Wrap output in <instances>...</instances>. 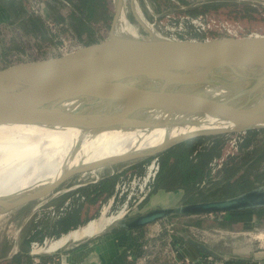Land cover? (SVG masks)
I'll use <instances>...</instances> for the list:
<instances>
[{"label": "water", "instance_id": "1", "mask_svg": "<svg viewBox=\"0 0 264 264\" xmlns=\"http://www.w3.org/2000/svg\"><path fill=\"white\" fill-rule=\"evenodd\" d=\"M114 2L110 22L93 23L87 30H74L65 18L45 17L42 26L65 22L72 31L18 51L0 66V125L39 123L38 91L46 75L63 71L111 98L208 117L227 128L193 133L152 153L113 163L70 167L13 199H0V216L58 192L64 181L78 173L147 158L201 136L264 129V32L190 24L150 7L144 15L132 4L128 13L123 0ZM128 19L138 27L129 25ZM259 207H264V184L224 198L151 205L114 219L96 235L140 228L171 216ZM181 236L201 253L226 258L204 241Z\"/></svg>", "mask_w": 264, "mask_h": 264}, {"label": "rangeland", "instance_id": "2", "mask_svg": "<svg viewBox=\"0 0 264 264\" xmlns=\"http://www.w3.org/2000/svg\"><path fill=\"white\" fill-rule=\"evenodd\" d=\"M14 1L17 4V7L24 6L26 9L25 13L32 15L33 18L39 19L40 23L43 22L45 17H51V12L49 10L51 9L53 15L55 14L54 16H63L67 21L74 22L78 30L81 29V19L78 18L75 0ZM185 1V3H182L179 0H123L126 9L129 10L128 13L131 11L130 4H132V6L142 11L144 15L149 12L148 7L158 13L172 12L180 15L189 14L186 9L192 7V4L197 3L196 1L199 2L200 0ZM226 1L249 3L255 11L250 15L244 16L242 15L240 8H238L239 6L237 7L233 4H228L220 6L217 10L211 9L209 12L216 15L217 18L227 20L230 23H238L243 30L264 32V0ZM10 3L11 0H0V66L18 51L29 49L31 46L36 45L51 36H58L72 31L67 23L57 22L56 26H49L44 23V26L41 27L42 30L40 29L39 33L34 32L31 25L28 23L29 21L26 19L28 17L27 15L23 16L15 13V18L13 17L12 19L11 12L6 8L7 5L10 6ZM101 3L102 6L106 3L108 5H106V8L112 11L115 2L114 0H105V3ZM11 9L14 11V6H12ZM5 10H7L9 14V19L7 21L3 18L4 15H6ZM127 23L133 27H138L134 20L128 19ZM239 137H243V140L245 137L243 147L241 146L238 151L230 148V140ZM196 142L201 143V145L203 144L202 146L204 147L212 146L216 148L212 150L213 157L206 166V169L209 170L207 179L201 181L196 186L189 187V190L187 191L182 187L170 189L175 194L181 192L182 195H184V201L193 202L206 200L205 198L229 196L238 193L241 189L240 185L242 184H246L250 187L264 184V157L261 156L264 153V131L256 132L254 134H247L244 132L217 134L204 140H196L193 143ZM227 150H229V153H227L222 166L214 168L210 165L214 158L220 156ZM160 153L155 155H159ZM142 159L144 158L119 162L117 164L95 169L94 171L82 172L71 176L57 188L58 192H56V194L54 193L55 198L53 199L55 205L52 207L55 214H52L51 209H48L50 206L47 203L43 204L47 197L50 196L48 195L43 199L27 203L12 210V212H8L3 216L1 215L0 239L3 238L6 245L10 247L12 245L11 235H13L14 232H17V235L19 234L21 238H24V247L27 246L26 250L28 251L29 242H27L26 239L33 235L31 229L32 224L27 223L21 228L18 226L22 219L24 217L28 218L29 212H32L36 205L41 203L42 206L36 209V212L39 213L37 223H43L44 227L51 223V221H54L52 219H57V223L59 224H65L68 220L71 221L73 225L69 229H74L81 226L88 220V218L98 216L103 207L106 206L107 215L116 214L121 207L122 200L120 201L115 198L114 201L110 202L109 198L113 193L109 196L100 194L94 200L91 199L93 194L87 196V193L92 189V186L90 185L94 184L91 180L103 175H111L115 172H119L124 177L133 175L134 173H142L144 166L140 167V164L137 163V161ZM134 162L137 163L134 166L140 167L137 172H135V170L131 171V165ZM171 175L172 177H175L173 173ZM175 179L176 180L172 181L174 186L179 180L177 174ZM79 187L82 188L79 189ZM153 194L155 193L152 189L142 203L136 207L130 208L129 214L146 209L149 206L148 201ZM70 195H73L71 196V200L68 203L63 204L65 198ZM164 195L166 194L163 191H159V193L154 196V199ZM60 207H63V209L60 210ZM228 213L231 218L240 219H228L226 217L227 212L203 214L198 216H171L143 226L139 235L148 237L150 244L148 250L149 255L157 252L155 253V256L152 257L154 258L153 262L155 264H170V259L173 258L174 260V256L170 253L173 249L170 244V236L176 234V232H179L182 228L189 231V234H184H188L194 239L205 241L214 252H218L224 256L250 257L252 253H261V251H264V214L261 218H257L253 210L230 211ZM58 217H60L59 220ZM34 224L35 223H33V225ZM48 233L49 231H47V229L42 228L32 240H38L41 243L44 238L50 240L51 238L58 237L56 235H50L52 237H47L46 234ZM86 238L89 237H82L75 241L69 240L66 244L53 252L38 253L39 255L48 256L47 259H50V262L60 264L62 257L72 249L70 244L78 243ZM8 241L10 242L9 244ZM8 248L5 249V251L8 250ZM202 255L205 264H216L220 262V259H215L204 253H202ZM155 257H157L156 260ZM174 262L181 264H197L195 260H191L187 257Z\"/></svg>", "mask_w": 264, "mask_h": 264}, {"label": "bare ground", "instance_id": "3", "mask_svg": "<svg viewBox=\"0 0 264 264\" xmlns=\"http://www.w3.org/2000/svg\"><path fill=\"white\" fill-rule=\"evenodd\" d=\"M44 81L36 98L40 122L0 125V199H13L70 167L113 163L152 153L193 133L227 128L208 117L111 98L63 71L49 73ZM106 207L35 252H53L69 240L96 235L121 216L107 215Z\"/></svg>", "mask_w": 264, "mask_h": 264}, {"label": "crops", "instance_id": "4", "mask_svg": "<svg viewBox=\"0 0 264 264\" xmlns=\"http://www.w3.org/2000/svg\"><path fill=\"white\" fill-rule=\"evenodd\" d=\"M6 15H4V20L7 21L8 12L5 10ZM140 167L143 164L139 165ZM131 171L137 172L140 167L131 166ZM94 183V182H93ZM115 183V182H114ZM77 186V185H73ZM182 190V189H181ZM159 191H163L166 195L155 198L154 196L159 193ZM75 192V191H74ZM153 194L148 201V205H170L180 201H184L181 192L174 193L170 189L156 187L153 191ZM113 193V189L111 194ZM56 194V193H55ZM184 194V191H183ZM55 195L52 194L47 197L45 203L49 206H54L55 201L53 198ZM71 196H67L63 202V204L68 203L71 200ZM181 198V199H179ZM186 203V201H184ZM42 203L36 205L32 212H29L28 218L24 217L19 224V228L25 226V224H32V232L38 233L42 228L47 229L49 231L46 234L47 237H52L53 235H60L64 233L65 230L72 227L73 223L68 224H59L57 223V219H52L48 225L43 226V223H37V219L39 213L36 212L38 207H41ZM242 211V210H237ZM246 211V210H244ZM230 212V211H229ZM227 212L226 217L230 220H237L240 218H231ZM60 217H58V220ZM89 219V218H88ZM33 223H35L33 225ZM31 227V226H30ZM192 227V226H189ZM143 227L135 228L131 230H123L116 231L110 230L99 235H96L90 239H87L83 242L76 243L72 247V249L67 252L66 255L62 257V263L64 264H150L148 261L151 260L152 257L155 256V253L149 255V239L145 236H140L139 232ZM181 233H188L189 231L185 229H180L179 232L170 236V244L173 249L170 251L173 258L170 259V264H174L181 258L187 257L191 260H195L197 264H205L203 260V255L200 251L192 247L184 238L181 236ZM52 235V236H50ZM12 237V245L9 247L6 245V242L3 238L0 239V264H28L27 263V250L24 247V238H21L20 235H17V232H14ZM205 242V241H204ZM10 242L8 241V244ZM206 243V242H205ZM9 247V248H8ZM5 251V249H7ZM26 250V251H25ZM220 254L218 252H215ZM175 254V255H174ZM221 255V254H220ZM235 255V254H232ZM158 256V255H157ZM218 259L219 258H215ZM216 264H264V251L261 253H252L250 257H238V256H226V258H220V262Z\"/></svg>", "mask_w": 264, "mask_h": 264}, {"label": "trees", "instance_id": "5", "mask_svg": "<svg viewBox=\"0 0 264 264\" xmlns=\"http://www.w3.org/2000/svg\"><path fill=\"white\" fill-rule=\"evenodd\" d=\"M19 1V0H18ZM182 3H185V0H179ZM105 3V0H75V5L77 7V13H78V18L81 19V29L79 30H87L92 27L93 23H102L107 25L110 22L111 18V10L106 8V3L104 6H102V3ZM228 4H233L235 6H239L240 10L242 11V15H250L252 14L255 9L250 5L249 3L245 2H235V1H226V0H203L199 1L197 3L192 4V7L186 9L189 14L192 15H197L199 13H204L209 10H217L220 6L223 5H228ZM17 4L15 3L14 0H11L10 6H6V8L11 12V17L15 16L14 14L18 13L19 15L23 16H28L26 19L29 21L28 23L31 25V28L33 31H40V28L42 27V24L39 22V19L33 18L32 15L26 14L25 11L26 9L24 6H16ZM14 6V11H12L11 7ZM18 11H17V8ZM108 6V5H107ZM51 12V17L56 19V20H64L63 16H54L51 9H49ZM15 18V17H14ZM69 24L72 26L74 30H78L76 28V25L74 22L69 21ZM264 131V129H257V130H249L246 131L245 133L247 134H254L256 132ZM212 136V135H211ZM211 136H201L196 139H191V140H185L182 141L164 151H162L158 156L159 159V170L156 175L155 183L153 186V191L155 190L156 187H162L166 189H172L175 187H182L184 188L185 191L189 190V187L196 186L198 185L201 181L207 179L209 175V170L206 169L207 163L210 161V159L213 157V152L214 148L216 147H207V146H202L201 143H193L194 141L198 140H204L208 137ZM245 142V137L244 140L242 141L241 146L243 147V144ZM240 146V148H241ZM264 157V153L261 155ZM151 159V157L144 158L140 161H137L139 164H145ZM225 161V160H224ZM136 162L132 163L131 166H134L137 164ZM223 165V163H222ZM221 165V166H222ZM175 175V177H172V174ZM179 177L178 182L172 184V181L176 180V174ZM118 175L120 173L115 172L111 175H103L99 177L94 184L90 185L92 186V189L87 193V196L90 194H93V197L91 199H95L97 196L100 194H104L109 196L112 192V189L114 187V182L116 181L115 179L118 178ZM172 178V179H171ZM172 185H171V184ZM241 189L239 192L247 190L251 188L250 186H247L246 184L240 185ZM82 187H79L81 189ZM238 192V193H239ZM236 194V193H235ZM234 195V194H232ZM231 196V195H229ZM228 196H221V197H214V198H205L206 200H211V199H218V198H224ZM205 201V200H201ZM192 202V201H188ZM196 202V201H193ZM253 210L254 213L256 214L257 218H261L262 215L264 214V207H259L255 209H249ZM90 219V218H89ZM71 221H66V224H70ZM72 229V228H71ZM68 230H65L66 232ZM37 233H34L32 236L26 239L27 242H30ZM59 236V235H57ZM27 252V251H26ZM27 263L28 264H33L31 256L27 253ZM48 256L44 255H39L40 263L39 264H45L46 261H50V259H47ZM157 257H155V260ZM154 258L149 260L148 262L151 264H155L153 262ZM166 264V263H163Z\"/></svg>", "mask_w": 264, "mask_h": 264}, {"label": "built area", "instance_id": "6", "mask_svg": "<svg viewBox=\"0 0 264 264\" xmlns=\"http://www.w3.org/2000/svg\"><path fill=\"white\" fill-rule=\"evenodd\" d=\"M203 1V0H200ZM198 2V1H196ZM210 11V10H209ZM206 11L204 13H199L197 15L192 14H174L172 12H167L166 15L171 18H175L182 22H187L195 25H206V26H221L233 29H242V27L238 23H230L227 20H223L217 18L216 15ZM245 133V132H244ZM243 137H239L237 139H232L229 142V147L235 150H239L242 144ZM229 153V150L222 153L220 156L214 158L210 165L214 168H218L222 165L225 160V157ZM151 159L146 162L144 166V170L142 173H134L133 175H128L124 177L122 174L118 175V178L114 184L113 194L109 198V201H114L115 198L118 200H122L121 207L117 213H121V216L129 214L131 207H136L140 203L144 201V199L148 196V194L152 191L156 175L159 170V159L157 155L150 156ZM98 178L91 180L95 182ZM78 186V185H77ZM48 209H51V213L55 214L53 211V207L50 206ZM63 207H60L62 210ZM47 238L40 243L38 240H31L29 242V247L27 253L31 256L33 264H39V253L35 252V249L41 245H45L47 242ZM45 264H54L53 262L46 261ZM60 264H62V259ZM181 264V263H174Z\"/></svg>", "mask_w": 264, "mask_h": 264}]
</instances>
